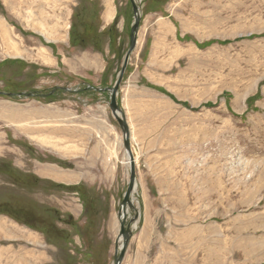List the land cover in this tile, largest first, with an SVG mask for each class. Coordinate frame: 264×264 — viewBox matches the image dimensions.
Here are the masks:
<instances>
[{"label": "rangeland", "instance_id": "rangeland-1", "mask_svg": "<svg viewBox=\"0 0 264 264\" xmlns=\"http://www.w3.org/2000/svg\"><path fill=\"white\" fill-rule=\"evenodd\" d=\"M111 1L114 16L106 25L100 19L101 0H57L56 6L51 3L42 7L46 15L50 14L51 26L56 21L62 24L61 34L73 50L91 49L110 57L104 75L110 71L112 83L107 87L117 78L134 21L130 0ZM135 3L139 26L128 63L130 59L142 63L144 54L153 50L167 58L176 56V65L166 70L167 77L171 78V90L185 101H177L171 92L167 94L185 106L186 115L184 129L181 124L165 126L170 146L164 151L165 172L160 173L157 183L152 174L136 173L131 205H126L124 213V226L129 227L130 235L121 264H144L146 256L157 249L158 236H152L146 246L141 238L144 207L137 188L139 175L154 182L145 194L150 193L152 200L160 199L152 201L150 211L156 214L154 235L161 233L164 239L165 262L179 257L186 264H264V0ZM2 10L0 3V17L4 15ZM12 25L11 37L16 42L10 48L3 44L0 30V134L6 129L2 104L67 98L72 92L62 87H82L76 76L52 72L50 63L44 65L33 59L35 53L40 55L42 42L36 36L21 34L16 23ZM71 32L84 33L85 39L73 44ZM8 51L25 52L27 58L23 54L9 57ZM106 94L109 106L110 93ZM179 117L181 122V114ZM12 142L21 143L37 159L50 158L36 153L23 139ZM130 147L135 161L136 151ZM0 159V163L3 160L4 165L11 164L23 172L11 158L0 153ZM128 178L129 169L120 175V185L115 189L83 185L72 191L55 188L42 178L44 181L33 188L23 189L28 186L21 181L20 189L0 174V202H12L11 212L20 219L13 206L27 208L31 213L28 217L55 222L61 229V240L47 248L46 264H113L122 243L119 208ZM50 192L78 199L86 216L84 222L62 215L51 206ZM35 205L40 206L36 212ZM109 212L113 215L112 230L106 226ZM13 221L19 224L14 226L17 230L25 226L22 220Z\"/></svg>", "mask_w": 264, "mask_h": 264}, {"label": "crops", "instance_id": "crops-1", "mask_svg": "<svg viewBox=\"0 0 264 264\" xmlns=\"http://www.w3.org/2000/svg\"><path fill=\"white\" fill-rule=\"evenodd\" d=\"M101 2L100 19L106 25L114 16L113 2ZM0 3L4 13L0 17L3 44H8L10 48L16 42L11 37L12 24L16 23L21 34L36 36L42 42L39 45L42 50L40 55L35 53L33 59L44 62V65L50 63L52 72L65 71L82 81V87L76 86L74 90L62 87L72 92L67 98L60 99L56 96L48 102L2 104V124L6 129L0 134L1 156L11 158L12 163L23 172L32 173L52 184L117 188L120 185V175L128 171L129 165L122 131L108 106L106 93L109 91L101 90L112 83L111 72L104 75L109 70L107 59L110 57L106 58L105 54L91 49L73 50L69 41H64L62 24L56 21L51 26L50 14L46 15L42 8L51 3L56 6L57 0H0ZM22 54L8 51L9 57H22ZM167 57L153 50L144 54L142 63L130 59L116 95L128 127L130 145L136 151L135 171L152 174L155 183L161 177L160 173L165 172L164 151L170 146L165 126L173 123L185 128V106L175 102L167 94L171 92L177 101H185V98H180L169 87L171 78L167 77L166 70L171 65H176V56ZM183 129L181 130L184 131ZM18 139L27 141L28 145L35 148V152L50 158L41 160L29 155L21 147V143L12 142ZM154 182L150 178L143 179L140 175L137 180L144 207L141 238L146 246L152 236H158L154 246L157 249H153L151 256H146L144 264H186L179 257L164 261V239L161 233L154 235L156 214L150 211L152 201L155 203L160 199L155 197L152 200L150 193L145 194L146 189ZM57 194L50 192V205L56 207L62 215L69 214L74 220L83 223L86 216L78 199L67 195L59 197ZM13 220L0 213V264H46L49 259L46 255L47 248H52L55 244L47 243L43 233L26 225H22V230H17L14 226L19 224ZM112 220L113 215L109 212L107 229H113Z\"/></svg>", "mask_w": 264, "mask_h": 264}, {"label": "water", "instance_id": "water-1", "mask_svg": "<svg viewBox=\"0 0 264 264\" xmlns=\"http://www.w3.org/2000/svg\"><path fill=\"white\" fill-rule=\"evenodd\" d=\"M131 6H132V10L134 13V21L130 27V31H129V44H128V48L125 52L123 61H122V65L120 70L118 71L117 74V78L114 82V85L111 87H107L101 90H107L110 93V97H109V109L112 113V115L115 117V119L117 120V122L119 123L120 127H121V131L123 134V144L125 147V151H126V155L128 158V163H129V178H128V183H127V187L126 190L124 192L123 195V199L120 203V208H119V216H120V232H119V237H122V243L118 249V253H115L114 256V263L113 264H121V261L123 259L124 253H125V247H126V243L129 239V227H125L124 226V213L126 210V205H131L130 202V195L132 193V191L134 190L135 187V177H136V172H135V162H134V156L130 147V141H129V131H128V127L127 124L125 122V119L122 117L121 115V111L120 108L117 104L116 101V95H117V90L119 88V85L122 81L125 69L127 67L128 64V60L130 57V54L132 53V51L135 48L136 45V35H137V29L139 26V8L137 6V4L135 3V0H130ZM22 94V93H21ZM8 95H12L11 93H8ZM26 95L28 96H32V93H27Z\"/></svg>", "mask_w": 264, "mask_h": 264}, {"label": "trees", "instance_id": "trees-1", "mask_svg": "<svg viewBox=\"0 0 264 264\" xmlns=\"http://www.w3.org/2000/svg\"><path fill=\"white\" fill-rule=\"evenodd\" d=\"M84 36H85L84 33L81 34V33L71 32V43H73V44L76 43L77 39H78V41L79 40L83 41L85 39ZM2 162L5 163V161H3V160H2ZM3 163H0V173L5 174L7 177H9L11 180L10 183L12 185L16 186V188H20L21 181H24V180H25L24 184L26 186H28L26 188H33V186L35 184H38L40 181L41 182L44 181L34 174L21 172L18 169H16L15 167H13L11 164L7 163L6 165H4ZM51 185L55 188H64V189H69L72 191L74 189H76L77 187L79 188L80 186H83L82 184L71 185V186H62L59 184H51ZM26 188L23 187V189H26ZM11 203L12 202H9V200L0 202V213L6 214V215H8V216H10L16 220H19V221L22 220L21 223L27 225L28 227H31L33 229L40 231L41 233H43L47 243L52 242V243L56 244V242L61 240L62 231H61V229H59L55 225V222H50V221L49 222H43L40 220H36L35 216H34V220H33L32 218L28 217V215H31V213L29 212V210L27 208L23 209L22 207L16 208L15 206H13V208L15 210L18 209V212H19L18 215L22 217V219H20L17 216H15L13 212H11L12 211L11 210V208H12ZM33 208H34V211L36 212L37 208H40V206L35 205ZM50 216H54V212ZM51 219H53V218H51ZM31 220H33V222H30ZM66 222L68 223V221H66ZM56 227H57V232H55Z\"/></svg>", "mask_w": 264, "mask_h": 264}, {"label": "bare ground", "instance_id": "bare-ground-1", "mask_svg": "<svg viewBox=\"0 0 264 264\" xmlns=\"http://www.w3.org/2000/svg\"><path fill=\"white\" fill-rule=\"evenodd\" d=\"M128 159V158H127ZM128 162V161H127ZM24 186H25V184H24ZM135 186H136V184H135ZM26 188V187H25ZM26 193V192H25Z\"/></svg>", "mask_w": 264, "mask_h": 264}]
</instances>
